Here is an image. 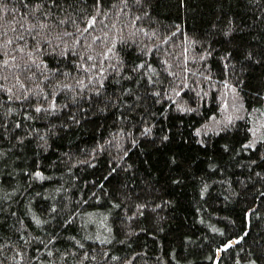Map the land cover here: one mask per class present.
Segmentation results:
<instances>
[{"label": "trees", "instance_id": "obj_1", "mask_svg": "<svg viewBox=\"0 0 264 264\" xmlns=\"http://www.w3.org/2000/svg\"><path fill=\"white\" fill-rule=\"evenodd\" d=\"M94 3L50 24L80 56L61 67L35 53L23 0H0V264H264V139L243 147L264 0Z\"/></svg>", "mask_w": 264, "mask_h": 264}, {"label": "snow or ice", "instance_id": "obj_2", "mask_svg": "<svg viewBox=\"0 0 264 264\" xmlns=\"http://www.w3.org/2000/svg\"><path fill=\"white\" fill-rule=\"evenodd\" d=\"M125 3H127V0H124ZM139 3L140 0H137ZM100 4V0H96V3L93 4V7H97ZM23 5L26 11L30 13V22L27 24V27L25 28V31L27 32L28 36L32 37V44L35 45V53L41 54L44 53L46 50L49 53L48 59L51 60L55 64H60L61 67H63L64 61L66 60L68 64H76L77 60L80 59L79 53H76L74 51V46H69L68 44H64L63 47H60L59 45L64 43L63 37L53 32V29L50 28V24L56 25L57 28H59L62 25L65 24H75L74 14L77 9V0H23ZM57 9L58 12L63 14V19L59 20V23L52 20V16L54 13L52 12V9ZM96 23L95 16L88 17V27L93 26ZM87 31V28L84 29ZM53 32V35L50 37L49 33ZM63 36H72L71 32H68L67 30L63 31ZM21 40H24V36H20ZM53 40H55V43H53ZM8 43H12L11 40L8 41ZM46 45L45 47H42L41 44ZM76 44H79V41H76ZM21 52L25 51L24 48L20 49ZM248 56H251V52L248 53ZM38 55H34L31 52L29 53V59L32 64L36 63V60L38 59ZM89 60L92 59L91 56L88 57ZM5 64L8 63L7 60L4 61ZM40 65H42L44 68H48V62L46 60L41 59ZM25 67H27V64H25ZM81 70H89L91 71V68L97 69V74L105 72V69L102 67H98L96 64H92L91 68L90 66L85 63L79 65ZM111 67L115 70L116 65L112 64ZM53 75H55L58 72H61L60 68H52L49 70ZM65 73H67V70L65 69ZM65 73H61L62 75ZM70 75V73H67ZM49 77H45V79H48ZM81 87H86L84 85L83 81H78ZM99 83H103V80H100ZM65 87L71 88V85H65ZM9 92H11V89H8ZM99 93V90L97 89V94ZM157 96L160 94L157 93ZM179 95V93H177ZM9 100L12 99L11 96L8 97ZM19 99H25V97L22 95L19 97ZM45 99H47V96H45ZM57 108V105L55 102H51L48 105V108H45L42 104H37L35 106V111L41 112V111H48L49 109L55 110ZM179 110L189 112V111H196V109L190 108V107H184L183 105L179 106ZM73 120L76 118L73 116ZM234 124V121L231 117L228 118V121L224 125L223 128L220 129V131L227 132L230 127H232ZM17 127H19V123L17 122ZM199 134L200 129L196 130ZM144 133L150 134L151 129L146 128L144 129ZM168 139V136L165 135L162 137V141H166ZM201 143H203V140H201ZM254 142H250L249 144L243 145L244 148L248 147H255ZM227 147V145H225ZM37 177H43V173L37 171L35 173ZM143 205H141L142 207ZM23 257H21L22 259ZM252 264H256V261H252Z\"/></svg>", "mask_w": 264, "mask_h": 264}, {"label": "rangeland", "instance_id": "obj_3", "mask_svg": "<svg viewBox=\"0 0 264 264\" xmlns=\"http://www.w3.org/2000/svg\"><path fill=\"white\" fill-rule=\"evenodd\" d=\"M228 109L229 108L227 107V111H225V113L229 111ZM232 111L234 112L233 115H238V116L242 115L243 108L241 107V103L233 107ZM250 117L253 126L252 142L256 143L257 141L264 139V105L254 110V112L250 114Z\"/></svg>", "mask_w": 264, "mask_h": 264}]
</instances>
